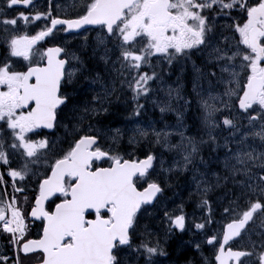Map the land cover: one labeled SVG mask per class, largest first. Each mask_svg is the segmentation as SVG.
<instances>
[{
  "label": "snow or ice",
  "instance_id": "6c2138e0",
  "mask_svg": "<svg viewBox=\"0 0 264 264\" xmlns=\"http://www.w3.org/2000/svg\"><path fill=\"white\" fill-rule=\"evenodd\" d=\"M0 5V31L8 53L0 59V168L6 169V175L0 173V235L8 237L15 251L14 257L0 253V264H22L21 253L38 256V264H125L121 253L126 249L127 264L137 254L144 264H153V257L164 254L158 243L148 240L133 247L144 206L153 205L163 192L161 183L150 178L154 155L140 160L113 155L99 145L91 124L83 135L74 137L68 151L47 164L28 194L25 181L36 174L41 157L53 150L43 130L58 126L60 114L70 102L62 85L74 75L66 67L69 61L62 58L67 55L64 47L44 49L39 63H33L34 50L57 31L71 33L85 26L100 30V45L105 48L101 59L117 75L111 87L105 85L93 95L92 107H83L80 122L101 110L107 112L111 97L125 85L134 100L147 98L151 84L160 79L157 67L162 73L165 63L187 62L197 53L204 57L208 71H196L214 90L223 88L216 96H201L207 140L178 131L181 139L171 147L179 151L181 160L176 163L184 168L196 165L202 145L221 147L215 135L221 127L216 115L219 100L230 109L222 119L223 128L230 133L223 144V163L229 174L224 179L231 178L240 191L224 208V214L233 218L223 225L222 234L207 231L210 219L194 222L196 234L202 237L195 246L197 250L202 244L210 246L215 264H264V0H83L71 18L54 14L51 6L46 12L20 10L34 8V0H0ZM8 9L16 10L17 15L9 18ZM220 19L229 21L223 30L217 26ZM20 21L25 25L43 21L44 26L33 34L21 31ZM13 58H22L27 67H16ZM145 66L152 69L150 74L143 71ZM199 87L202 91L203 86ZM173 94L182 99L178 88H169V99ZM142 107L137 103L136 116ZM166 110L173 109L166 103L160 111ZM232 111L246 119L247 125L238 122ZM182 116L177 111L178 123ZM153 134L157 143L168 146L172 132L162 129ZM141 135L148 133L141 131ZM15 154L23 161L19 167H13ZM104 161H110L108 167L98 166ZM200 163H204L202 158ZM241 202L243 209L235 214L232 205ZM164 216L171 227L185 230L188 218L182 208L180 214L165 211ZM36 222L39 230L35 238H29ZM244 233H248L250 246L234 249L230 242L243 239Z\"/></svg>",
  "mask_w": 264,
  "mask_h": 264
},
{
  "label": "rangeland",
  "instance_id": "374dc122",
  "mask_svg": "<svg viewBox=\"0 0 264 264\" xmlns=\"http://www.w3.org/2000/svg\"><path fill=\"white\" fill-rule=\"evenodd\" d=\"M112 59L114 60L115 58ZM90 61L94 65H96L98 62L97 65L101 66L102 72L99 74L92 65H85L89 70L92 69V72L96 73V76H98L99 79L97 85H95V83L91 86H87V100L89 99L90 95H95L96 93L102 92L103 86L107 85L108 87H111L112 79L117 75L113 71L111 64H105L101 57L96 58V60L91 58ZM85 63L86 60H83L81 65H84ZM153 63L157 62L154 61ZM164 65L168 64L165 63ZM164 65L162 73L160 67L155 69L156 72L160 74V79L151 84V95H149L147 98L141 96L138 101L134 100L133 93L128 90L126 85L122 90L118 91L116 95L111 97V103L106 105L108 111L104 112L101 110L100 114L108 117L110 113H112L117 117V120H119L118 124L112 127H103L93 125L95 122H88V120L94 121V117L96 118L98 115H91L90 118L84 119L82 122H80V116L85 105L78 103L75 104V106L70 107L73 113L78 114L77 116H71L68 111H65L67 119L62 125L64 132L63 136H66V133L71 136L86 132L88 131V126H86V124H91L96 130V134L99 136L100 140L102 141V145L104 146H113L115 148L117 146H122L123 144H126L127 146H136L143 143L149 148L158 149L157 153H159V155L157 156V166L150 178L158 180V182L168 188L174 185L176 182L180 185L182 182V176L186 174L193 175L188 180V182L183 184V187L181 188L178 195H191L192 197L198 198V196H201L204 193L211 192L217 199L215 204L217 205V208H219L221 206V202H225V198L228 197L229 193L234 196L235 200L236 194H238L240 191V189L234 185L231 178L227 180L224 179L225 176L229 175L223 163L226 153L223 144L225 142L227 130L223 129L221 118L228 116L230 109L224 108L219 100L216 101V106L220 109V112H218L216 115L218 121L221 123V127L215 130V135L217 136V143L220 144L221 147L214 146L212 149V145L210 144L206 143L202 145L201 152L197 157L195 166L190 165L187 168H184L182 164L178 166L176 162L181 160V155L177 149L171 146L178 144L181 139L177 134L178 131H183L185 136L194 137L197 140H199L201 137L207 140V129H205L202 124V108L200 105L201 96L205 98L208 97L209 94L216 96L218 95V92L223 91V88L214 90V85L210 84L207 79L201 78L200 73L196 71L193 63H191L189 67H187V64L178 65L176 73L179 74L171 72V65H168V68L165 69ZM116 67L119 68V65H116ZM189 70L190 75L188 76V80H184V78H186L187 71ZM191 71L193 74H191ZM178 75H180V77ZM186 81H188V85L190 86L188 91L186 90L188 86ZM194 83L197 85L196 91L193 90ZM200 85L203 86L202 91L199 87ZM116 87L118 89L120 88L119 80L116 82ZM169 88H178L182 99L178 100L175 94H173L171 99H169ZM124 91L130 93L131 97H129V100L122 103V99L126 100L127 98ZM197 92H200L201 95H197ZM83 93H85L84 90H81L80 94ZM224 100L227 101L228 98L224 97ZM185 101H189L190 104L186 105ZM89 103L90 102L88 101L86 102V104ZM137 103L143 106L140 110L139 116L134 114ZM166 103L169 104L173 110L161 112V107L165 106ZM88 106L91 107L90 104ZM129 108L132 111L131 116L126 111ZM177 111L183 113L182 120L179 123L177 120ZM117 114L119 115L117 116ZM231 114L232 116H236L237 121L241 122L240 120L242 119L240 116H237L236 111H232ZM169 116L173 118V122L169 121ZM243 120L244 124L247 125V120ZM196 124L198 125L197 129L195 128ZM81 128H83L84 131H81ZM162 129L172 132V135L168 137V146H165L163 143H157V138L153 134V130L160 131ZM116 130L119 131L117 132ZM141 131L147 132L148 135H141ZM227 137H229V135ZM60 141L62 140L58 138V145ZM252 142L253 141L250 139L249 143ZM259 143L260 141L256 139L255 144L259 145ZM257 150L259 151L260 149L258 148ZM201 158L203 159L204 163H200ZM169 169H171V171H169ZM35 173L36 174L32 176V180H36L42 175L41 172ZM205 189H207V191H205ZM166 195L168 197L170 196L168 191H166ZM177 200L178 203L181 204L179 202V196L177 197ZM183 201L187 202L186 199H183ZM233 206L238 210L243 208L242 203H240L238 206L233 204ZM172 210L173 208H170L169 212ZM218 227H220V224Z\"/></svg>",
  "mask_w": 264,
  "mask_h": 264
},
{
  "label": "flooded vegetation",
  "instance_id": "af4514ba",
  "mask_svg": "<svg viewBox=\"0 0 264 264\" xmlns=\"http://www.w3.org/2000/svg\"><path fill=\"white\" fill-rule=\"evenodd\" d=\"M83 3V0H76V7L73 8V0H34V8L30 10H25L20 8L21 11H28V12H34L37 10L40 11H48L49 7L51 6L53 9L54 14L59 15L60 17H68L71 18L76 14V10L79 8L80 4ZM3 6V5H0ZM17 15L16 10L14 9H8L7 10V16L9 18L15 17ZM229 21L226 19H220L218 21V28H221V30L225 29L228 25ZM20 30L21 31H30L33 34L39 30L40 27L44 26L43 21H36L29 23L28 25H25L23 21L19 22ZM89 32H92V30H88ZM88 32V33H89ZM79 34H85V32H81ZM82 35H68L67 33L63 31H57L54 33L52 37H49L47 39V42H41L40 46H38L37 49L34 50V56L40 57L41 52L52 46H62L66 49L67 55L73 53L76 51V48L72 49L74 44L81 40ZM4 37V34L2 31H0V40ZM73 37H75L74 42L72 44L67 45L68 41H72ZM7 53V47L6 44L0 43V56H3V52ZM80 53V52H79ZM64 58H67V56H64ZM25 67V66H21ZM90 67V66H89ZM20 68V67H18ZM26 68V67H25ZM96 73L92 72V69L89 70L86 66L79 70L76 73V80L75 82L69 87V91L72 94L73 101L71 102V105H74L75 98L79 96L87 97L86 95V89L88 85H97L99 82L98 76H96ZM88 78V79H87ZM90 78V80H89ZM81 90H84L85 93L80 94ZM57 158L56 155H50V156H43L41 157L40 166H47L48 163L53 162ZM99 166H107V164L99 165ZM241 210V209H240ZM151 213L150 210H144L142 215L139 218L135 234L133 236V246L139 245L140 241L142 240H148L151 241V243L159 244V241L162 238V234L160 231H152L151 229L155 228L152 225L151 218L148 216ZM179 214V213H175ZM210 219V223L207 224V231L209 233H217L216 230V221H217V215L212 214L208 212V215L203 217L200 221L203 223L205 219ZM197 222V221H195ZM171 229L173 227L170 226ZM175 233L173 234L175 236V239L171 240L169 242V254L171 260H173V257L177 258V262L179 264H207L209 260H211L212 264H214V250L208 246L207 244H202L200 249L197 250L196 243L199 242L202 237L198 234H196V230L194 229V225L191 228V232L187 233L188 227L185 228V230H174ZM221 233V232H220ZM250 240L248 238V233H244L243 239H237L235 243H231L230 245L234 249H243L246 246H250ZM160 245V244H159ZM127 250V249H126ZM125 250V251H126ZM122 258L125 261V264H127L128 260L125 258L126 254L121 253ZM154 261H159L162 264H172L173 262H169V259L166 257H160L155 256Z\"/></svg>",
  "mask_w": 264,
  "mask_h": 264
},
{
  "label": "trees",
  "instance_id": "16d2710c",
  "mask_svg": "<svg viewBox=\"0 0 264 264\" xmlns=\"http://www.w3.org/2000/svg\"><path fill=\"white\" fill-rule=\"evenodd\" d=\"M9 189L12 190L11 187H9ZM31 232H32V236H33L34 235L33 229H31ZM0 248H1L2 253L5 255H8V254L12 255L13 254L12 248L9 246V239L6 235H0ZM12 257H13V255H12ZM20 258H21V261L25 262V263H27L30 260V258H28V257L22 258L20 256Z\"/></svg>",
  "mask_w": 264,
  "mask_h": 264
},
{
  "label": "bare ground",
  "instance_id": "6f19581e",
  "mask_svg": "<svg viewBox=\"0 0 264 264\" xmlns=\"http://www.w3.org/2000/svg\"><path fill=\"white\" fill-rule=\"evenodd\" d=\"M71 106L73 107V106H75V104H74V105H71ZM71 106H70V107H71ZM118 115H119V114H117V116H118ZM96 120H97V118L94 117V121H96Z\"/></svg>",
  "mask_w": 264,
  "mask_h": 264
}]
</instances>
